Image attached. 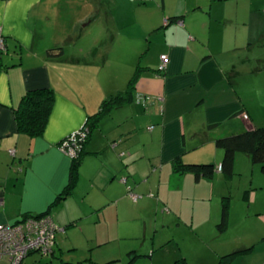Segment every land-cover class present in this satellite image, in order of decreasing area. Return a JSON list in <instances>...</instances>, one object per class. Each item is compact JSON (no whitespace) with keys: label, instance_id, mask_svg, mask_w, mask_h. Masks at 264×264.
Returning a JSON list of instances; mask_svg holds the SVG:
<instances>
[{"label":"crops","instance_id":"1","mask_svg":"<svg viewBox=\"0 0 264 264\" xmlns=\"http://www.w3.org/2000/svg\"><path fill=\"white\" fill-rule=\"evenodd\" d=\"M129 2L133 7L129 13L125 4L113 10L107 4L104 15L86 14L77 20L55 15L53 0H0V27L7 44L6 50L0 49V224L47 211L67 187L75 158L63 149L62 140L101 113L84 147L75 188L50 210L56 224L54 214L63 216L64 226L57 225L55 253L48 257L63 252L62 244L77 249L74 235L99 246L107 243L105 236L112 232L121 237L122 211L132 191L141 195L132 201L134 208L160 201L175 213L164 188L171 193L190 179L214 185L230 181L231 187L235 175L247 169L252 159L237 153L232 174L218 171L224 151L216 140L264 127V0H178L176 6L175 0ZM62 7L58 6L60 12ZM85 21L84 29L101 21L105 27L101 34L87 36L91 41L102 38L112 43L100 66L92 67L86 55L60 42L62 33L72 43L89 35L82 31L75 36ZM57 47L63 48V54L50 56L48 50ZM117 47L122 62H115L120 65L116 73L108 65ZM163 54L169 58L164 69ZM47 87L53 89L55 103L44 134L19 133L15 111L23 97ZM124 93L130 98L122 99ZM111 98L116 104L103 114L102 105ZM177 160L212 163L215 175L197 178L189 171L177 172ZM251 189L246 187L242 197L229 191L228 197L250 201ZM214 213L215 221L222 222L224 211L219 208ZM231 222L229 211L223 228L191 229L205 236L203 242L209 235L221 238L228 231L236 236L210 255V263L218 264L222 255L235 250L252 248L228 264H264V231L251 230L253 236H245L246 229L239 233L240 229H229ZM163 231L170 234L165 242L160 241ZM61 234L66 235L63 240ZM141 234V249H134L140 252L138 257L154 252L152 263L171 264L184 257L190 264H208L205 252L193 262L180 243L158 255L166 243L177 239L172 229H141Z\"/></svg>","mask_w":264,"mask_h":264},{"label":"rangeland","instance_id":"2","mask_svg":"<svg viewBox=\"0 0 264 264\" xmlns=\"http://www.w3.org/2000/svg\"><path fill=\"white\" fill-rule=\"evenodd\" d=\"M52 4L54 8L51 11L55 15L64 19L66 17L65 15L67 14V16H71L70 18L77 20L78 18L81 19L86 14L90 15L95 13L100 17L106 13V7L108 5L113 10L114 8H117L118 5L121 6L122 4H125L126 8L128 9L127 13H129L130 9L133 8L129 0H53ZM177 4L178 0H175V6ZM59 5L63 6L62 12H60L58 9ZM66 6L70 10L66 9ZM86 22L87 21L79 25V28L81 29L78 30V33L75 36L82 34V31H85L83 33H89V35L85 34L86 36H84L81 41L79 39L72 43L66 42V36H64L65 34L62 33L60 42L63 46L66 44L65 46L68 48V50H77L80 56L86 55L88 60H91L92 67L100 66L103 64V57H105L106 52L112 49V43H106V41H103L102 38L98 41H91L92 38L90 40V38L87 36H90V34H101L105 27L102 25L103 21H101L99 25L94 26L93 28L87 27L90 28L87 29L85 27L84 29L82 26H84ZM64 25L61 27V29H65ZM88 40L91 41V43H88ZM48 45L49 43L38 48L41 49L43 46ZM90 47H92L93 52L90 51ZM81 49L84 51V53H82ZM117 50L118 47L112 51V54H115L112 55V62L108 65L113 69H117L114 71L116 73L120 65L115 62H122V60L116 56ZM27 52L28 51H26V55L28 54ZM84 61L85 60L83 59L82 62ZM109 71L112 74L110 68ZM262 71L264 73V68ZM261 78V80L264 81V75H262ZM240 155L248 157L245 153H241ZM252 163V160H249V167L247 169L246 167H243L244 171L241 172V174L235 175V182L231 187L230 181L221 182L220 184L217 183L214 185L213 183H209L207 181H203L201 184L195 183L193 179H190V181L186 180L182 184L181 189L176 188L175 190H172L171 193L170 189L164 188V195L172 200L170 203L172 204L174 211L176 210L175 213H172L171 211L169 212L168 207L164 206V203L160 201L154 202L153 205L152 203H147L143 208L139 207V205H137V208H134L135 204L132 202L134 199L131 196V201L126 203L122 211L124 220L120 233L121 237L112 235L113 233H118L117 231L112 232L110 236H105L104 240L107 243L99 246L94 241L92 242V240H79V238L74 235L73 239H76L77 244H79L77 249H70L68 245L62 244L63 252L58 250L55 257H48L42 255L39 252H34L27 256L22 264H61L62 260L72 262L74 264H129L131 257L134 254H140L138 251H140L144 241V235H138L141 229H172L174 233H178V235H176L177 239L173 240V242L169 241L166 243L163 246L164 248L162 247L163 249L157 253L158 255L164 254L171 248L179 246L180 243V245H182L186 251V254H188L189 258H191L193 262H197V256H203L201 255V252L203 251L205 252V257L208 261V264H211L210 255H213L214 251L218 250V248L220 249V246H223V242H233L236 236H234L233 232L228 231L227 234L221 238L218 237V235H209L206 238V242H203L205 236L199 237L197 233L191 229H220L221 220L219 222L215 221L216 219L214 218V211L220 208V213H222L225 208V204H227L228 207L229 202L232 204V208L230 209L229 207L228 210V212L230 211L232 218L229 229H240L237 233H239L242 229H246L247 234L245 236H253L252 231L255 230H257L259 234H262V231H264V214L258 215L260 210L264 212V174L260 170V164L253 163L256 165V170H254ZM251 180L254 181L253 185L250 183ZM244 183H247V186L245 185L243 189ZM249 186L252 188L250 201L241 200L238 202L237 199H234L235 197L229 199V191L231 192V195L233 194V196L241 193V195L238 196L242 197L245 188H248ZM224 189H227L228 191L223 193ZM152 194L155 196L156 193L153 192ZM231 199L233 201H231ZM172 206L170 205L171 208ZM61 207L63 208L64 206L62 205ZM64 210L66 209H63L62 213L65 212ZM54 216L57 219V225L64 226V221L62 219L63 216L61 217V214L59 216L54 214ZM86 218L87 217H83L81 220ZM81 222L79 224V228H82L83 224ZM169 235V233L163 231L160 241L165 242L168 240ZM65 236L66 235L61 234L62 240ZM150 236L151 234H149V237ZM200 238L202 240H200ZM145 248H147V245ZM134 249L138 251H134ZM150 249H152V247H150ZM152 254L149 252L147 256L137 257V260H134L132 264H160L161 262L158 263L157 260L152 263ZM62 257L64 259H62ZM171 257L172 254L168 255L166 261ZM3 260L4 261H2V264H11V260L9 258H5ZM175 260L176 259H174V261ZM166 264H170V262L168 261ZM197 264L206 263L197 262Z\"/></svg>","mask_w":264,"mask_h":264},{"label":"trees","instance_id":"3","mask_svg":"<svg viewBox=\"0 0 264 264\" xmlns=\"http://www.w3.org/2000/svg\"><path fill=\"white\" fill-rule=\"evenodd\" d=\"M178 17H174L173 19H177ZM7 47V44H6ZM63 48H51L48 50V54L50 56H60L63 54ZM138 72V71H137ZM133 77L132 80H134ZM123 98L129 99L130 96L128 93L122 94ZM116 100L117 98L114 97ZM114 98L106 100L102 105V113L109 111L111 106H115ZM120 98V96H119ZM118 101V100H117ZM55 103V94L53 89L51 88H39L29 91L22 99L19 107L16 109V121H17V129L19 133H27L32 137L41 136L44 134L45 129L47 127L51 112L53 110ZM110 106V107H108ZM101 118V113H97L89 117L85 127L88 129L87 137L80 142L82 148L79 150V154L73 159V164L70 171V179L67 187L64 191L56 198V200L51 204V206L47 209V211L42 212L38 215L25 214L21 220H18L14 225L27 220L30 217L35 218H43L45 216H50V210L53 206L57 205L62 200L66 199L68 195H70L75 188L78 178H79V167L83 161L85 155V145L89 140V137L92 133L93 128L96 123ZM68 137V136H67ZM67 137L65 139H67ZM63 139L62 142L65 140ZM216 144L223 149L224 151V159L222 162L223 171L226 174H232L233 168L236 160L237 153H245L249 157H251L254 163H258L261 166V171L264 173V127H257L252 130H247L242 133H236L232 135H227L220 137L216 140ZM175 170L178 172L189 171L195 174L197 178L201 176L207 178H213L215 175V165L212 163H202V164H183L179 160L174 162ZM133 192V191H132ZM134 193V192H133ZM137 194V193H136ZM228 210L229 207L225 204L223 220L220 223V228L225 227L228 221ZM56 246V244H55ZM50 255L54 256V250ZM252 250V248H244L235 250L229 254L222 255L218 264H228L232 260L235 259L236 256L241 254H247ZM34 252L39 251H31L27 256ZM41 253V252H39ZM42 254V253H41ZM43 255V254H42ZM25 257V258H26ZM138 255H133L129 264H132ZM24 258V259H25ZM23 259V261H24ZM22 261V262H23ZM80 263V262H79ZM22 264V263H21ZM61 264H74L72 262H68L62 260ZM171 264H190L186 258L180 257L176 259Z\"/></svg>","mask_w":264,"mask_h":264},{"label":"built area","instance_id":"4","mask_svg":"<svg viewBox=\"0 0 264 264\" xmlns=\"http://www.w3.org/2000/svg\"><path fill=\"white\" fill-rule=\"evenodd\" d=\"M6 39L0 27V49L5 50ZM161 68L164 69L169 61L168 55L163 54ZM244 119H249L247 113H243ZM88 135V129L83 127L72 133L62 142L63 149L72 157L79 154L82 148L80 144ZM222 171V165L218 166ZM134 200L141 195L131 192ZM59 229L51 216L43 218L30 217L16 225L0 224V261L8 257L11 264H21L26 255L31 251H39L43 255H50L56 244V230Z\"/></svg>","mask_w":264,"mask_h":264}]
</instances>
